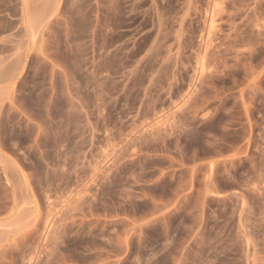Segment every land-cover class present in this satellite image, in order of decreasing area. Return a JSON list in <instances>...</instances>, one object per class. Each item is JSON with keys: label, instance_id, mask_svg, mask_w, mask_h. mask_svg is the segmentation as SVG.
Here are the masks:
<instances>
[{"label": "rangeland", "instance_id": "374dc122", "mask_svg": "<svg viewBox=\"0 0 264 264\" xmlns=\"http://www.w3.org/2000/svg\"><path fill=\"white\" fill-rule=\"evenodd\" d=\"M0 264H264V0H0Z\"/></svg>", "mask_w": 264, "mask_h": 264}, {"label": "bare ground", "instance_id": "6f19581e", "mask_svg": "<svg viewBox=\"0 0 264 264\" xmlns=\"http://www.w3.org/2000/svg\"><path fill=\"white\" fill-rule=\"evenodd\" d=\"M38 19H41V18H40V16H39V18H38Z\"/></svg>", "mask_w": 264, "mask_h": 264}]
</instances>
